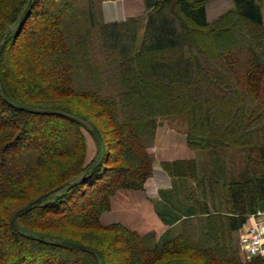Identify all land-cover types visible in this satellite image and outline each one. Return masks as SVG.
Returning <instances> with one entry per match:
<instances>
[{
    "label": "trees",
    "instance_id": "trees-1",
    "mask_svg": "<svg viewBox=\"0 0 264 264\" xmlns=\"http://www.w3.org/2000/svg\"><path fill=\"white\" fill-rule=\"evenodd\" d=\"M105 1L0 0V242L15 245L9 258L0 245V264H54L55 252L61 264H112L114 249L120 264H264L236 239L264 210L259 0H230L213 19L208 0H142L144 18L114 22ZM179 115L190 150L260 158L249 154L240 180L218 165L204 177L193 160L162 162L194 181L195 213L158 241L101 224L118 191H141L152 175L144 131ZM57 131L63 146L49 149ZM84 131L96 145L89 163Z\"/></svg>",
    "mask_w": 264,
    "mask_h": 264
},
{
    "label": "crops",
    "instance_id": "crops-1",
    "mask_svg": "<svg viewBox=\"0 0 264 264\" xmlns=\"http://www.w3.org/2000/svg\"><path fill=\"white\" fill-rule=\"evenodd\" d=\"M112 14L115 15V12ZM105 15L103 8L105 22L123 21L125 19H109V15H107L106 19ZM170 132L173 131L171 130ZM180 136L181 140L179 144L164 150L159 144L160 140L158 134L155 133V129L152 131L151 143L147 144L148 150L152 149L153 145H156V148L153 147V172L151 177L145 182L141 191H118L111 198V209L101 215V224L119 223L129 230L137 232L147 242H149V239H147L148 236L152 235L150 241L155 242L168 231L177 232L178 221L187 217L189 211L195 213V195L193 193L189 194L195 187L192 178L185 175L182 177L170 176L161 167L162 162H173L177 160L194 161L196 151H192L187 147L184 132ZM195 163L194 161V166L196 165L197 170L201 169L197 173L198 176L208 177L212 169H208L209 172H205L206 168L203 169ZM219 168L221 173H224V178L226 180L230 179V173H227L228 177H225V168ZM235 179L240 180V177ZM158 213H162V217L167 222H163ZM171 216H175L178 220L174 222L169 221ZM251 217L252 215L249 216L247 222L237 232L238 238L246 231Z\"/></svg>",
    "mask_w": 264,
    "mask_h": 264
},
{
    "label": "rangeland",
    "instance_id": "rangeland-1",
    "mask_svg": "<svg viewBox=\"0 0 264 264\" xmlns=\"http://www.w3.org/2000/svg\"><path fill=\"white\" fill-rule=\"evenodd\" d=\"M259 2L261 4L263 19H264V1L259 0ZM103 8L106 14L105 15L106 19H107V15H109V19L110 18L111 19H114V18L115 19H123V18L127 19V18H130L131 16L132 17L140 16L141 18H144V15H145V10H144L142 0H108L103 3ZM229 8H231L230 0H208V3H207L208 17L209 19H213L217 17V15H219L220 13L228 10ZM113 12H115V15L112 14ZM52 30H53V24H47V26L45 27L44 33L43 35H41V37L45 36L46 34L51 33ZM141 33L142 31L140 32V34ZM41 37L40 35L39 37L38 36L35 37V35L33 36L34 39H38V40ZM101 117L102 116L99 115V117L98 118L96 117L95 119L101 122L102 121ZM156 123L157 124L155 127V133L158 134V137L160 140L159 144L164 150L170 149L173 146L175 147V145L179 144V141L181 140L180 135L183 134V132L185 133V129H186L185 116L179 115V116H175V117H171L167 119L157 120ZM171 130L173 132H170ZM57 132H58L57 133L58 135H56L57 137L56 141H55L56 137L54 138V140L51 137L47 142V144L49 143L48 144L49 149H60L63 146V141H64V139L62 138L63 134L60 131H57ZM84 135L86 137V142H87L86 163H89L96 156V145L92 137L86 131H84ZM70 139H73V137L70 136ZM151 140H152L151 135L148 133L146 129L144 131L143 142H145L146 144L148 143L150 144ZM52 141H54V143H51ZM153 147L156 148V145H153ZM153 147L152 149L148 150L149 153L152 155V157L154 155ZM26 149H27L26 147L23 148L21 151H19V153L26 154L27 153ZM195 153L196 154H194V161L199 165V167L203 169L206 168L205 172H209L208 169H213V170L217 169V165H218L219 167L225 168L226 170L225 177H228L227 173L228 174L230 173V175L234 178L243 176L241 174L244 173V170L247 168V165H248L247 157H249V154L252 159L260 158L256 151H250L248 153H244L241 150L235 149V148L227 150L226 153H221V155L219 156V160L217 162H216L217 159L215 158V156L208 155V153L206 154L205 152H201V151H196ZM251 167H253L252 164L249 165V168ZM91 199L93 200V197ZM77 212H79L78 209H75L71 213L72 217H76L75 214ZM108 217H111V216H108ZM236 239L239 244V238L237 235H236ZM0 245L1 247L5 249L7 258H9V256L13 254L15 245H12L11 243H9L7 237L2 239V241L0 242ZM111 253H113V255L110 256L111 263L120 264L121 255L117 252V250L114 249L111 251ZM55 254L57 255L56 256L57 263H55L54 261V264H61L64 258L61 257L60 254H58L57 252H55ZM75 258L80 259V256H75Z\"/></svg>",
    "mask_w": 264,
    "mask_h": 264
},
{
    "label": "built area",
    "instance_id": "built-area-1",
    "mask_svg": "<svg viewBox=\"0 0 264 264\" xmlns=\"http://www.w3.org/2000/svg\"><path fill=\"white\" fill-rule=\"evenodd\" d=\"M239 246L248 261L264 258V211L252 215L249 226L240 235Z\"/></svg>",
    "mask_w": 264,
    "mask_h": 264
},
{
    "label": "water",
    "instance_id": "water-1",
    "mask_svg": "<svg viewBox=\"0 0 264 264\" xmlns=\"http://www.w3.org/2000/svg\"><path fill=\"white\" fill-rule=\"evenodd\" d=\"M55 191H57V190H55ZM48 195H49V194H46V195H43L42 197L37 198V199L33 202V204H38V203H40V202H41L43 199H45Z\"/></svg>",
    "mask_w": 264,
    "mask_h": 264
}]
</instances>
